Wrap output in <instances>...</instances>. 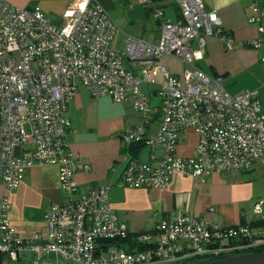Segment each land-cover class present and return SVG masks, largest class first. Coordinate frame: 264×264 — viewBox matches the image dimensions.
Wrapping results in <instances>:
<instances>
[{
  "label": "built area",
  "instance_id": "obj_1",
  "mask_svg": "<svg viewBox=\"0 0 264 264\" xmlns=\"http://www.w3.org/2000/svg\"><path fill=\"white\" fill-rule=\"evenodd\" d=\"M171 1L180 11L177 19L152 6L159 25L156 42L127 36L124 51L118 52L111 44L116 25L98 0L75 1L60 23L36 8L0 0V179L13 190L27 169L55 165L65 198L46 208L45 232L23 237L11 225L10 201L2 197L0 253L17 259L29 252L58 264H173L264 250V223L222 227L189 212L132 232L113 209L108 186L81 191L74 181L77 171L91 168L67 139L68 104L78 86L94 97L129 102L141 123L129 125L124 140L136 148L160 149L158 157L152 154L144 162L127 153L119 186L166 188L175 173L203 182L212 172L264 163V105L257 90L229 92L221 75L210 76L194 65L204 56L207 36L218 35L229 47L233 38L202 0ZM248 1L254 12L247 20L258 25L259 34L244 45L259 49L264 47V0ZM165 55L189 67L177 76L159 62ZM142 82L158 85L155 104L141 90ZM154 120L157 127L149 131ZM188 128L195 129L197 142L183 157L176 147ZM262 205V199L254 203L255 214Z\"/></svg>",
  "mask_w": 264,
  "mask_h": 264
},
{
  "label": "crops",
  "instance_id": "obj_2",
  "mask_svg": "<svg viewBox=\"0 0 264 264\" xmlns=\"http://www.w3.org/2000/svg\"><path fill=\"white\" fill-rule=\"evenodd\" d=\"M18 7L36 8L53 22L60 23L62 15L77 0H3ZM205 7L215 10L222 30L233 38L232 46L218 35L205 38L204 56L194 65L210 76L221 75L222 82L231 84L250 67L264 62V47L254 49L244 42L259 34L257 24L248 22L253 9L248 0H202ZM116 25L112 47L118 52L125 49L127 36L156 42L159 25L152 14V6H160L167 17H180L178 7L171 0H98ZM145 2V3H144ZM192 48H196L193 41ZM168 71L181 76L189 65L178 57L163 56L159 61ZM127 66L139 72L138 65L128 62ZM140 88L150 99L156 97L158 85L142 82ZM264 105V80L254 84L233 88L253 90ZM152 102V100H150ZM157 100L152 104H155ZM67 116L70 120L67 139L71 150L83 162L90 165L88 171H77L74 181L81 191H88L94 184L109 187L110 201L118 218L124 221L132 232L145 226H154L161 219H175L183 213L213 221L222 227L237 224H250L241 203L242 197L236 175L231 172H212L203 182L195 178L175 173L166 188L146 189L122 187L118 185L122 170L127 161V153L140 161H149L153 154L160 155V149L147 146L134 147L128 144L123 133L129 125L141 123V116L129 102H116L108 95L92 96L83 86H78L76 94L68 104ZM157 121H152L149 131H154ZM197 142L195 129L188 128L180 133L176 152L179 156H189ZM264 168L257 162L248 170ZM248 170H231L245 171ZM6 197L11 205L10 222L23 237H31L36 232H45L44 212L52 203L65 200L58 181V168L55 165H35L24 172L18 187L9 190L0 179V199ZM258 200V199H257ZM255 200L254 203L257 201ZM254 205V204H253ZM211 208V210H210ZM259 225L255 226L258 227ZM0 264H58L52 257L35 258L29 252L21 253L17 259L0 253Z\"/></svg>",
  "mask_w": 264,
  "mask_h": 264
},
{
  "label": "rangeland",
  "instance_id": "obj_3",
  "mask_svg": "<svg viewBox=\"0 0 264 264\" xmlns=\"http://www.w3.org/2000/svg\"><path fill=\"white\" fill-rule=\"evenodd\" d=\"M261 65L264 66V64ZM261 80H264V67L252 66L242 76L236 77V80L233 81V83L231 82V84L225 85L226 81H224L223 85L229 92H232L233 88L245 87L256 82L260 83ZM150 100H152L154 103L157 98L154 97ZM26 130L28 131V127H26ZM225 172H231L228 173L229 175H236L239 191L242 197H246L241 203V206L246 214L247 219L250 221L264 219V205L261 206V213L255 214L253 211L254 201L257 199L264 200V168L256 167L255 170H248L244 173H242L243 171Z\"/></svg>",
  "mask_w": 264,
  "mask_h": 264
},
{
  "label": "water",
  "instance_id": "obj_4",
  "mask_svg": "<svg viewBox=\"0 0 264 264\" xmlns=\"http://www.w3.org/2000/svg\"><path fill=\"white\" fill-rule=\"evenodd\" d=\"M203 264H264V250L243 254H234L221 259L206 261Z\"/></svg>",
  "mask_w": 264,
  "mask_h": 264
},
{
  "label": "trees",
  "instance_id": "obj_5",
  "mask_svg": "<svg viewBox=\"0 0 264 264\" xmlns=\"http://www.w3.org/2000/svg\"><path fill=\"white\" fill-rule=\"evenodd\" d=\"M259 223H264V220H256V221L250 223L249 225L252 227H255V226L259 225ZM242 224H244V223H242ZM206 261H210V260L191 258V259H187L186 261L182 262V264H203Z\"/></svg>",
  "mask_w": 264,
  "mask_h": 264
}]
</instances>
